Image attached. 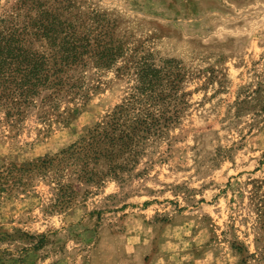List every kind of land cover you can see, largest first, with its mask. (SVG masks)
<instances>
[{
  "label": "rangeland",
  "instance_id": "374dc122",
  "mask_svg": "<svg viewBox=\"0 0 264 264\" xmlns=\"http://www.w3.org/2000/svg\"><path fill=\"white\" fill-rule=\"evenodd\" d=\"M72 1L132 55L174 61L183 107L123 180L63 195L51 177L14 187L4 174L0 264H264V0ZM16 2L0 0V17ZM90 82L63 120L31 112L0 124V172L68 149L122 103L132 77Z\"/></svg>",
  "mask_w": 264,
  "mask_h": 264
},
{
  "label": "trees",
  "instance_id": "16d2710c",
  "mask_svg": "<svg viewBox=\"0 0 264 264\" xmlns=\"http://www.w3.org/2000/svg\"><path fill=\"white\" fill-rule=\"evenodd\" d=\"M81 14L72 0H17L0 17V124L14 127L31 112L43 121L65 119L71 104L88 99L90 80L101 72L130 75L132 85L80 140L52 157L5 168L0 185L7 184L4 174L14 187L51 177L65 195L75 183L123 180L147 145L177 123L183 100L175 62L132 55L110 23H82ZM67 172L74 182L63 181Z\"/></svg>",
  "mask_w": 264,
  "mask_h": 264
}]
</instances>
